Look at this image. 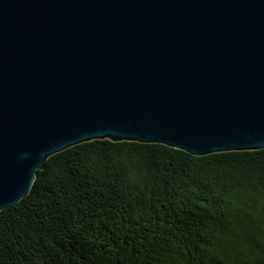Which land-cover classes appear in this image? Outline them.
Here are the masks:
<instances>
[{"label":"water","instance_id":"water-1","mask_svg":"<svg viewBox=\"0 0 264 264\" xmlns=\"http://www.w3.org/2000/svg\"><path fill=\"white\" fill-rule=\"evenodd\" d=\"M104 138L264 148V0H0V211Z\"/></svg>","mask_w":264,"mask_h":264},{"label":"trees","instance_id":"trees-1","mask_svg":"<svg viewBox=\"0 0 264 264\" xmlns=\"http://www.w3.org/2000/svg\"><path fill=\"white\" fill-rule=\"evenodd\" d=\"M0 264H264V148L92 139L0 211Z\"/></svg>","mask_w":264,"mask_h":264}]
</instances>
